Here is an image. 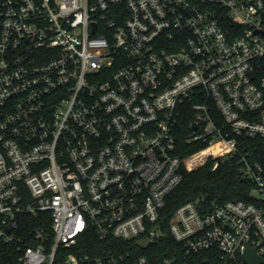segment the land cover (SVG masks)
Returning a JSON list of instances; mask_svg holds the SVG:
<instances>
[{"label": "built area", "instance_id": "1", "mask_svg": "<svg viewBox=\"0 0 264 264\" xmlns=\"http://www.w3.org/2000/svg\"><path fill=\"white\" fill-rule=\"evenodd\" d=\"M188 105L203 147L181 155ZM230 158L248 200L184 202L166 229L182 171ZM247 248L264 264V0H0V264Z\"/></svg>", "mask_w": 264, "mask_h": 264}, {"label": "trees", "instance_id": "2", "mask_svg": "<svg viewBox=\"0 0 264 264\" xmlns=\"http://www.w3.org/2000/svg\"><path fill=\"white\" fill-rule=\"evenodd\" d=\"M191 121L192 112L188 105L186 110L180 113L175 129L179 139L181 155L190 154L203 147L202 143L187 144L185 142V136L190 130ZM250 144L253 145V143ZM212 164L213 160H210L207 164L194 171H182V181L169 194L166 206L162 211V220H164L166 229H168L167 223L175 209L184 202L195 200L209 201L211 199L218 201L229 199L248 200L250 183L241 178L236 158L219 161L215 169L211 168ZM36 225H42V223L39 222ZM173 243L175 242L168 233L164 245L170 247Z\"/></svg>", "mask_w": 264, "mask_h": 264}, {"label": "water", "instance_id": "3", "mask_svg": "<svg viewBox=\"0 0 264 264\" xmlns=\"http://www.w3.org/2000/svg\"><path fill=\"white\" fill-rule=\"evenodd\" d=\"M194 128L196 127V125H192ZM245 259L248 261L249 264H257L261 262V259L257 258L254 254H253V250L250 248H247L246 253H245Z\"/></svg>", "mask_w": 264, "mask_h": 264}, {"label": "rangeland", "instance_id": "4", "mask_svg": "<svg viewBox=\"0 0 264 264\" xmlns=\"http://www.w3.org/2000/svg\"><path fill=\"white\" fill-rule=\"evenodd\" d=\"M198 168H200V167H198ZM198 168H196V169H198ZM196 169H195V170H196ZM192 171H194V170H192ZM142 243H143V244H147L148 241H143Z\"/></svg>", "mask_w": 264, "mask_h": 264}]
</instances>
